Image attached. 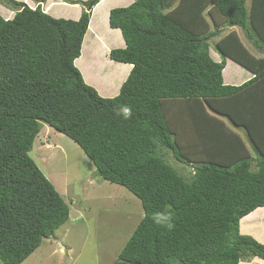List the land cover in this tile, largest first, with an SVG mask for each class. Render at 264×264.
Listing matches in <instances>:
<instances>
[{
    "label": "trees",
    "instance_id": "obj_1",
    "mask_svg": "<svg viewBox=\"0 0 264 264\" xmlns=\"http://www.w3.org/2000/svg\"><path fill=\"white\" fill-rule=\"evenodd\" d=\"M61 1L88 8L73 20L0 0L15 13L0 14V262L22 264L69 221L68 205L29 156L42 123L140 201L143 216L112 264L264 261V245L239 229L264 208V58L233 30L264 51V0H178L173 13L166 10L175 0H133L111 9L109 26L125 47L109 58L132 65L112 98L99 95L118 87L101 79L122 76L105 60L111 42L86 41L75 66L100 0ZM205 12L220 33L211 35ZM228 60L250 77L224 84Z\"/></svg>",
    "mask_w": 264,
    "mask_h": 264
},
{
    "label": "rangeland",
    "instance_id": "obj_2",
    "mask_svg": "<svg viewBox=\"0 0 264 264\" xmlns=\"http://www.w3.org/2000/svg\"><path fill=\"white\" fill-rule=\"evenodd\" d=\"M17 1L25 2L31 8H35L37 5V0ZM47 2L48 0L40 5L42 11L56 18H70V13H64L70 11L68 8H65L66 3H63V5L61 0H57L54 5L47 8ZM247 3L249 5L250 0ZM178 4L179 1L175 0L171 8L166 11L173 13L171 11ZM77 5L79 6L75 9L80 13L88 8L80 4ZM210 7L211 4L207 7L206 11ZM92 10H90V16ZM10 11V9L0 5V14L7 20L12 18V16H9V18L6 17L7 14H10ZM12 13L14 12L11 11ZM207 15L208 13L205 12L206 21L209 19V23L211 24L209 27V31L213 32L211 35L220 33L214 31L217 28H215L213 21ZM106 25H109V23ZM106 25L101 24V27L98 29L103 32L105 30L104 28H107ZM233 30H235L237 36L252 54L256 57L264 58V51L260 53V51L253 47L239 29L234 28ZM88 36L90 35L88 34ZM214 41L215 39L209 41L210 54L216 61H219L214 51ZM96 42L98 43V41ZM108 42L113 44L109 46V49L111 47V49H114L122 45L120 40L114 42L113 40L103 39L100 46ZM83 53H85L84 50H82V55ZM107 55L109 57V53ZM98 66L100 67L101 65L98 63ZM241 70L243 73H240L235 79H238V77H242L243 79L244 74H249L243 68ZM101 81L102 86L106 88L109 85L116 86L117 84L115 81L109 84L106 79H101ZM118 88L113 96L101 94L105 98H112L118 94ZM96 91L98 92V90ZM184 119V116L181 115H177L176 117L178 121ZM230 125L229 127H231ZM235 131H237L236 128ZM187 135L184 137H190ZM172 136L177 138L174 132ZM184 137H182L183 142L188 140ZM243 139L245 140L244 137ZM165 152L169 153L166 159L167 162L174 168H180V164L173 160L171 152ZM29 156L68 205L70 214L69 221L55 231L52 237L44 239L39 248L29 255L22 264H112L132 234L138 221L143 216L139 199L126 188L102 180L97 175L94 165L85 156L80 147L71 139L56 132L46 124L42 123L40 132L35 138L32 149L29 152ZM182 168L186 169V171L189 169L187 167ZM180 170L183 175L188 176L186 171H183V169ZM250 214L248 218L239 222V229L242 231L241 234L251 236L264 245V208H258ZM243 263L264 264V261L258 257H253L250 262ZM0 264L2 263L0 262Z\"/></svg>",
    "mask_w": 264,
    "mask_h": 264
},
{
    "label": "crops",
    "instance_id": "obj_3",
    "mask_svg": "<svg viewBox=\"0 0 264 264\" xmlns=\"http://www.w3.org/2000/svg\"><path fill=\"white\" fill-rule=\"evenodd\" d=\"M55 1H57V0H48L47 8L49 6L54 5ZM132 2H133V0H100V2L96 6L93 7V10L91 11V16H90V20H89L88 29H87V32H86V34L84 36V39H83V42H82V46H81V56L75 60V66L76 67H77V63L80 61V58L82 57V50L84 49V44H85L86 41H87L88 44L90 43L92 46L94 45L95 47L100 48V44L103 42V39L113 40L114 42H118L120 40L122 45L121 46H117L118 48L117 47L116 48L117 49H121V48L125 47L124 40H123V38L121 36L120 30L119 29H112V28L109 27V25H106V24L109 23L108 22V20H109L108 18H109V12H110L111 9L116 8V7H127ZM62 4H63V2H62ZM65 6H66L65 8H68L70 10L69 12H71V16H70L69 19L77 20L81 13L78 12L75 8H78L79 5L66 4ZM9 16L13 17L14 13L11 14V11H10V14H7L6 17L9 18ZM101 24L107 26V28H104L105 30L103 32H101L98 29L99 27H101L100 26ZM90 28L92 30H90ZM89 32H91V33H89ZM95 33H96V35H95ZM88 34L90 36H88ZM96 41H98L99 47H98V43ZM96 43H97V45H96ZM111 48L110 49L106 48L105 60H106V62L108 64L113 65L118 70V73L122 75L119 83H117L118 87L120 88V86H121L120 83L122 84L124 82V80L126 79L128 73L131 70V65L127 64V63H119V62L111 60L108 57V55H107L111 50H113ZM116 48H114V49H116ZM226 72L230 73V75L232 76V78H231L232 80H230V81H226L225 80ZM240 73H243V71L241 70V67H239V65H237L236 63H233V62L229 61L226 64V66H225V68H224V70L222 72L223 79H224V81H223L224 84L240 85L242 82L246 81L250 77L249 74H247V75L244 74L243 75V79H242V77L241 78L238 77V79H235V77L240 75ZM81 75L83 76L82 72H81ZM99 94L102 95L101 93H99ZM113 95H115V93ZM113 95H106V96H113ZM250 215L251 214L247 215L246 217L242 218L241 220H244L245 218H248ZM241 232L242 231L240 230V233ZM239 264H244V263L240 262ZM245 264H248V263H245Z\"/></svg>",
    "mask_w": 264,
    "mask_h": 264
},
{
    "label": "clouds",
    "instance_id": "obj_4",
    "mask_svg": "<svg viewBox=\"0 0 264 264\" xmlns=\"http://www.w3.org/2000/svg\"><path fill=\"white\" fill-rule=\"evenodd\" d=\"M36 2H37V3H36L37 5H38V4L42 5V3H39L38 0H37ZM99 2H100V1H99ZM23 3H25V2H23ZM25 4H26V3H25ZM26 5H27V4H26ZM37 5H36V6H37ZM96 5H97V4H96ZM96 5H95V6H96ZM27 6H28V5H27ZM28 7H29V6H28ZM29 8H31V7H29ZM32 9H34V8H32ZM92 9H93V8H92ZM43 12H44V11H43ZM45 13H47V12H45ZM14 14H15V13H14ZM87 29H88V28H87ZM130 65H131V64H130ZM131 67H132V65H131ZM125 111H127V109H125ZM153 219H154V221H155L156 223H160V217H159V216H154ZM169 227H171V225H169Z\"/></svg>",
    "mask_w": 264,
    "mask_h": 264
},
{
    "label": "water",
    "instance_id": "obj_5",
    "mask_svg": "<svg viewBox=\"0 0 264 264\" xmlns=\"http://www.w3.org/2000/svg\"><path fill=\"white\" fill-rule=\"evenodd\" d=\"M214 35H216V34H214Z\"/></svg>",
    "mask_w": 264,
    "mask_h": 264
}]
</instances>
